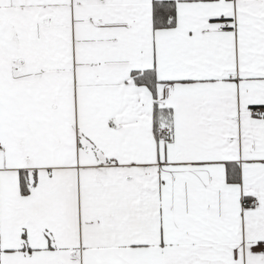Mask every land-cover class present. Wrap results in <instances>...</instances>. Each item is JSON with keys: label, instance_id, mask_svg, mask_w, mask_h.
Returning <instances> with one entry per match:
<instances>
[{"label": "snow or ice", "instance_id": "snow-or-ice-1", "mask_svg": "<svg viewBox=\"0 0 264 264\" xmlns=\"http://www.w3.org/2000/svg\"><path fill=\"white\" fill-rule=\"evenodd\" d=\"M0 264H264V0H0Z\"/></svg>", "mask_w": 264, "mask_h": 264}]
</instances>
